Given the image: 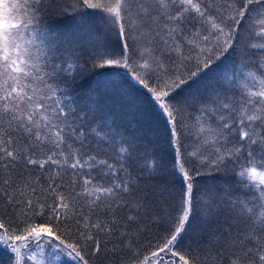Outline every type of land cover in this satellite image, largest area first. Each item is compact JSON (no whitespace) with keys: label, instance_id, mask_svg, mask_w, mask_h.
I'll return each instance as SVG.
<instances>
[{"label":"snow or ice","instance_id":"6c2138e0","mask_svg":"<svg viewBox=\"0 0 264 264\" xmlns=\"http://www.w3.org/2000/svg\"><path fill=\"white\" fill-rule=\"evenodd\" d=\"M0 264H264V0H0Z\"/></svg>","mask_w":264,"mask_h":264}]
</instances>
